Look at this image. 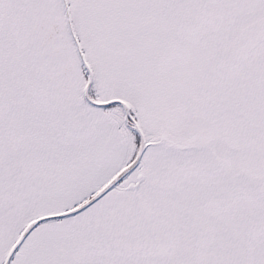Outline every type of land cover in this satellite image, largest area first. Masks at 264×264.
Here are the masks:
<instances>
[{"label":"snow or ice","instance_id":"snow-or-ice-1","mask_svg":"<svg viewBox=\"0 0 264 264\" xmlns=\"http://www.w3.org/2000/svg\"><path fill=\"white\" fill-rule=\"evenodd\" d=\"M0 264H264V0H0Z\"/></svg>","mask_w":264,"mask_h":264}]
</instances>
